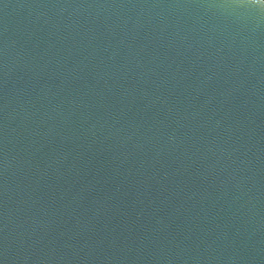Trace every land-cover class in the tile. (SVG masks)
Instances as JSON below:
<instances>
[{"label": "water", "instance_id": "water-1", "mask_svg": "<svg viewBox=\"0 0 264 264\" xmlns=\"http://www.w3.org/2000/svg\"><path fill=\"white\" fill-rule=\"evenodd\" d=\"M0 264H264V3L0 0Z\"/></svg>", "mask_w": 264, "mask_h": 264}, {"label": "snow or ice", "instance_id": "snow-or-ice-1", "mask_svg": "<svg viewBox=\"0 0 264 264\" xmlns=\"http://www.w3.org/2000/svg\"><path fill=\"white\" fill-rule=\"evenodd\" d=\"M262 3H264V0H261Z\"/></svg>", "mask_w": 264, "mask_h": 264}]
</instances>
